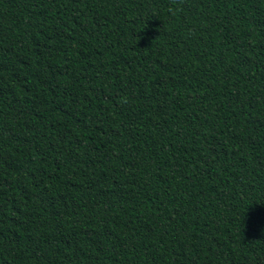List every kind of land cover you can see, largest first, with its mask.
<instances>
[{
  "label": "trees",
  "instance_id": "trees-1",
  "mask_svg": "<svg viewBox=\"0 0 264 264\" xmlns=\"http://www.w3.org/2000/svg\"><path fill=\"white\" fill-rule=\"evenodd\" d=\"M0 264H264V0H0Z\"/></svg>",
  "mask_w": 264,
  "mask_h": 264
}]
</instances>
